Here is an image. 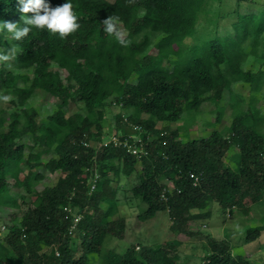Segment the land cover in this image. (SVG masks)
Segmentation results:
<instances>
[{"label": "trees", "instance_id": "16d2710c", "mask_svg": "<svg viewBox=\"0 0 264 264\" xmlns=\"http://www.w3.org/2000/svg\"><path fill=\"white\" fill-rule=\"evenodd\" d=\"M45 2L52 8L72 3L78 30L65 39L36 28L22 41L6 30L0 34L3 48L20 49L14 65L25 70L0 68V89L16 99L13 104L25 105L37 90L57 98L55 109L42 120L34 108L7 104L0 111V205L12 209L7 212L10 225L5 227L0 217V264H88V255L100 251L107 234L124 237L127 220L119 214L108 169L129 176L140 163L132 191L147 205L138 217L146 220L167 211L171 228L188 238L197 233L191 229L194 221L210 217L209 204L224 206L228 214L248 213L264 200V114L253 100L242 109L244 97L233 88L242 82L255 91L264 83L263 70L242 67L248 57L264 60V3L257 13L236 10L231 31L217 32L184 53L182 43L196 35L206 0ZM20 7L18 0H0V21L21 22ZM110 15L119 16L127 46L103 31L101 22ZM155 33L162 37L152 54L146 50ZM226 93L235 112L228 135L213 130L178 140L177 130L157 128L158 122L197 111L206 99L217 104ZM70 101L81 103V111L67 114ZM106 101L132 110L122 125L121 116H115L114 134L130 142L131 134H139L145 154L137 157L123 145L104 144ZM231 148L236 152L229 156ZM46 152L49 159H43ZM44 171L63 176L38 191ZM94 173L99 176L90 190ZM10 179L23 190L18 196L11 192ZM245 233L246 244L259 241L264 220ZM73 236L82 251L78 257ZM206 237L209 252L192 264H251L250 256L232 252L226 238ZM181 243H132L121 254L110 251L106 263L185 264L178 261Z\"/></svg>", "mask_w": 264, "mask_h": 264}, {"label": "rangeland", "instance_id": "374dc122", "mask_svg": "<svg viewBox=\"0 0 264 264\" xmlns=\"http://www.w3.org/2000/svg\"><path fill=\"white\" fill-rule=\"evenodd\" d=\"M263 3L264 0H206L198 16L196 35L194 37H187L183 41L181 46L182 51H184V53L186 51L188 52L190 46L213 38L217 32L226 33L231 31L229 25L236 19V10L240 12L257 13V8ZM119 28L124 34L123 36H125L127 31L121 24ZM161 37L162 35L160 33L151 34L152 45L147 48L146 52L152 54L156 53L157 48L155 44ZM142 38L143 37L140 36L139 40H142ZM0 51H7V49L0 45ZM9 63L11 65L10 67L0 64V68L13 69L18 73L25 72V70H20L15 67V59ZM242 67L245 69H252L253 71L259 69L264 71V60H254L248 57ZM51 68L56 69V66H51ZM30 73L31 71H29L28 74ZM61 75L62 77L65 76L63 70ZM135 80L136 76L132 75L130 81L133 82ZM233 88L244 97V101L241 104L242 109H246L248 103L253 100L260 113L264 114V83L261 85L260 89L255 91L252 85L242 82L234 83ZM4 97H8V99L4 100ZM251 97H253V99H251ZM12 101L16 102V99L9 93L0 89V111L5 108L7 104H11V108H34L38 111V119L42 120L55 109L54 105L57 102V98L42 90H37L23 106H16ZM80 105L81 103L77 101H70L69 104L64 107V110L67 114L74 111H81L82 107ZM105 105L106 109L104 118L101 120V125L104 133V140L107 142L115 135V116H121L122 120L119 124L122 125V123L127 120L126 118L131 114L132 110H124L121 105H117L116 103L109 104V101H106ZM234 113V108L230 106V100L226 93L223 99L217 104L206 99L197 111L184 112L178 121L158 122L157 128L163 130V128L166 127L169 130H177L178 140H185L189 137L208 136L213 130H218L226 136L230 133ZM262 131L264 132V121ZM235 152L236 149L231 148L228 152L229 156H232ZM26 153L28 152L25 151V155ZM50 157L51 153L46 152L43 154V159H49ZM118 165L119 164H117V166ZM140 168V163H137L136 171L132 172L129 176L123 172L117 175L108 169L107 175L110 178V185L116 189L119 214L125 216L127 220L126 231L124 237H115L107 234L100 251L88 255V264H107L106 257L110 251L121 254L126 250L127 246L132 243L135 245L145 243L156 247L170 240L182 241L179 246L178 261H183L185 264H192L195 262L194 259H196V257H201L209 252L207 234L218 239L226 238L229 240L232 252L250 256L252 258L251 264H264V247H261L264 246V233H262L259 241L251 244H246L244 238L246 234L245 231L249 226H255L263 222L264 200L253 204L248 213L234 211V213L231 214L224 211V206L213 202L205 208V210L210 211V217L194 221L195 225L191 229L197 233L188 238L171 228L172 219L167 211L159 212L154 217L146 220H142L138 217V214L143 212L147 205L140 197L135 196L132 191L133 185L138 182V172ZM95 172H98L97 167ZM24 173L25 172H22L20 176L22 177ZM44 173V177L40 179L36 186L38 191L46 185L56 184L58 178L63 176L61 172L49 173L48 171H44ZM11 181L10 179L9 185L13 187L11 188V192L14 196H18V192H23V190L16 189L11 185ZM165 182L168 185V189H172V183L169 180H165ZM28 198L32 199L33 196H29ZM10 210L12 209L0 205V217L5 227L6 225H10L7 213ZM79 219L80 215L76 214L75 220L78 221ZM2 228L4 231V226ZM72 245L74 248H77L78 253L76 257L80 256L82 254L81 247L78 246V241L74 236L72 238ZM44 250L46 252L49 251L46 247Z\"/></svg>", "mask_w": 264, "mask_h": 264}, {"label": "clouds", "instance_id": "9594fccd", "mask_svg": "<svg viewBox=\"0 0 264 264\" xmlns=\"http://www.w3.org/2000/svg\"><path fill=\"white\" fill-rule=\"evenodd\" d=\"M22 13L21 22L0 21V34L5 30L15 41H22L33 28L43 31L47 29L50 33H59L61 39L67 38L69 34L75 33L80 25L77 23V16L73 14V4L70 2L52 8L45 0H18ZM31 13L32 15H27ZM103 31L109 36H113L121 45L127 46L129 43L123 38L120 31V18L110 15L103 20ZM20 49L13 45L7 51H0V64L11 66L10 61L16 58ZM7 100L8 97H4ZM77 221V220H75Z\"/></svg>", "mask_w": 264, "mask_h": 264}, {"label": "built area", "instance_id": "2783aa9c", "mask_svg": "<svg viewBox=\"0 0 264 264\" xmlns=\"http://www.w3.org/2000/svg\"><path fill=\"white\" fill-rule=\"evenodd\" d=\"M134 128L139 129V127L136 126ZM130 137L132 138V142H130L129 138L121 140L116 135H114L109 139V141L104 142V144L112 141L114 145H123L127 147V151L132 154H135L137 157H140L141 153L145 154L147 150L143 146L142 137H140L139 134H131ZM93 175L94 178L91 177L90 190H93L95 188V179L99 176L97 173H94ZM162 196L164 197L165 195L162 194Z\"/></svg>", "mask_w": 264, "mask_h": 264}]
</instances>
